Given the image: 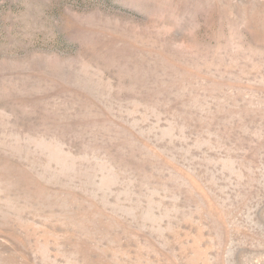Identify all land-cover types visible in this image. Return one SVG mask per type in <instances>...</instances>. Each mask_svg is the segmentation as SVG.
<instances>
[{
    "label": "rangeland",
    "instance_id": "obj_1",
    "mask_svg": "<svg viewBox=\"0 0 264 264\" xmlns=\"http://www.w3.org/2000/svg\"><path fill=\"white\" fill-rule=\"evenodd\" d=\"M0 264H264V0H0Z\"/></svg>",
    "mask_w": 264,
    "mask_h": 264
}]
</instances>
